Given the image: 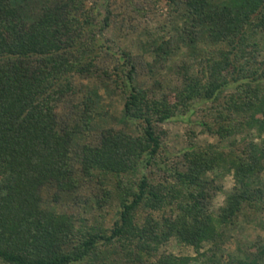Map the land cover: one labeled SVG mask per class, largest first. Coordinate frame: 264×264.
<instances>
[{
    "label": "rangeland",
    "instance_id": "1",
    "mask_svg": "<svg viewBox=\"0 0 264 264\" xmlns=\"http://www.w3.org/2000/svg\"><path fill=\"white\" fill-rule=\"evenodd\" d=\"M18 1L15 5L20 15L29 19L37 17L43 6L66 11L61 18L68 22V40L63 50L53 55L64 64L49 82V95L54 100L51 107L57 130L61 135L69 133L67 162L74 184L61 190L50 183L37 192L42 209L64 215L73 224L75 239L66 251L88 235L108 236L122 205L133 199L142 178L148 192L158 199L148 193L132 212V223L139 229L155 225L160 235L164 223L174 220L182 205L197 197L198 190L181 180L195 162L214 153L243 154L249 142L264 147V131L259 133L230 111L238 99L235 85L214 103L199 98L184 105L176 103L187 86L207 84L208 62L228 49L224 41L208 36L207 26L195 24L184 0ZM227 1L207 0V5L210 10ZM252 42L258 43L253 70L264 76V35L258 34ZM28 63L36 67L37 62L32 57ZM259 84L264 89V77ZM132 89L143 93L149 103L169 104L168 118L163 117L166 105H157L159 111L148 113L159 142L153 155L145 146L142 118L124 114ZM239 124L243 126L235 130ZM222 126L235 132L228 135L225 129L221 131ZM105 132L119 136L121 148H131L129 156L122 157L119 152L109 155L110 170L92 167L85 171L84 149L100 148ZM120 161H124L125 170L113 171V164ZM202 175L209 185L198 198L199 206L204 214L217 218L227 196L234 192L233 173L219 168ZM259 178L264 182V172ZM218 231V240L204 242L198 250L176 236L157 243L127 233L111 242L100 241L78 264H160L171 257L177 262L188 257V264L252 260L261 250L264 255V199L257 207L245 206Z\"/></svg>",
    "mask_w": 264,
    "mask_h": 264
},
{
    "label": "trees",
    "instance_id": "2",
    "mask_svg": "<svg viewBox=\"0 0 264 264\" xmlns=\"http://www.w3.org/2000/svg\"><path fill=\"white\" fill-rule=\"evenodd\" d=\"M184 1L195 24L207 26L208 36L213 41H224L228 49L219 52L217 60L208 62L207 84L187 86L176 103L184 105L194 98L214 103L225 89L235 85L238 99L230 111L242 116L246 125L263 132L264 89L259 83L264 76L253 70L258 43L252 40L258 34L264 35V0H228L210 10L207 0ZM17 2L0 0V264H78L93 253L100 241L111 242L127 233L132 238L157 243L176 236L198 250L202 243L218 240L219 226L231 223L245 206L257 207L262 202L264 182H260L259 176L264 172V147L249 142L243 154L214 153L208 158L202 157L182 175L181 180L198 190L197 197L183 204L174 220L164 223L165 231L160 235L155 232V225L139 229L132 223V212L145 201L148 193L158 199L155 193L148 192L147 181L142 178L133 199L122 205L119 220L108 236L88 235L73 250L66 251L75 239L73 224L64 215L42 209L37 193L40 187L50 183L61 190L70 189L74 184L67 162L69 133L61 135L57 130L51 107L54 100L49 95V82L64 64L53 55L62 51L68 40L65 38L68 22L61 18L66 11L63 7L43 6L37 17L29 19L20 15ZM32 57L36 67L28 63ZM132 90L125 102L124 114L142 118L145 146L153 155L159 142L148 113L159 111L157 105H166L163 117L168 118L169 104L149 103L143 93ZM242 126L239 124L235 130ZM220 129H225L228 135L235 132L223 126ZM119 138L105 132L100 148L84 149V170L92 167L110 170L108 156L118 152L128 157L131 148H121ZM133 141L131 144H135ZM123 162L114 163L113 171H124ZM219 168L233 173L235 188L227 196L220 215L212 218L202 212L198 198L209 185L202 174ZM259 253L252 260L237 258L233 263L264 264L262 250ZM189 261L188 257L179 262L171 257L160 264H188Z\"/></svg>",
    "mask_w": 264,
    "mask_h": 264
}]
</instances>
